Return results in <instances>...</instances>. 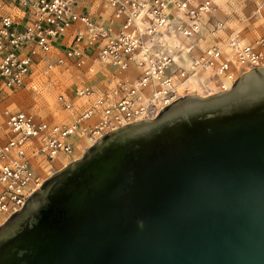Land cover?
Instances as JSON below:
<instances>
[{"label": "water", "instance_id": "1", "mask_svg": "<svg viewBox=\"0 0 264 264\" xmlns=\"http://www.w3.org/2000/svg\"><path fill=\"white\" fill-rule=\"evenodd\" d=\"M0 264H264V66L105 133L0 224Z\"/></svg>", "mask_w": 264, "mask_h": 264}, {"label": "built area", "instance_id": "2", "mask_svg": "<svg viewBox=\"0 0 264 264\" xmlns=\"http://www.w3.org/2000/svg\"><path fill=\"white\" fill-rule=\"evenodd\" d=\"M215 9V0H0L2 220L45 180L43 171L113 129L155 118L190 93L189 79L201 75V86L220 91L264 66V32L239 42ZM253 14L264 26V0L254 1ZM65 68L102 73L56 94L71 120L52 122L6 102Z\"/></svg>", "mask_w": 264, "mask_h": 264}, {"label": "rangeland", "instance_id": "3", "mask_svg": "<svg viewBox=\"0 0 264 264\" xmlns=\"http://www.w3.org/2000/svg\"><path fill=\"white\" fill-rule=\"evenodd\" d=\"M254 1L255 0H215V16L223 20L228 32L233 31L238 34V36L244 38V42L251 41L264 32L262 18L253 14ZM106 13L105 11V14ZM220 35L224 36V33L221 32ZM210 38L211 36L207 34L204 40L208 41ZM100 79H102L101 71L92 73L90 71L65 68L62 69L61 72H55L47 81L42 79L41 82L36 85V89L29 87L10 93L6 102L13 108L28 110L52 122H67L71 120L74 112L63 109L55 100L56 94L60 91L73 92V89L78 84L85 82L91 83ZM214 88L215 87L211 85H200L195 89L197 92H191V94L208 95L216 92L213 91ZM85 150L76 149L73 156L78 159ZM66 165H63V163H55L50 169L42 172L43 176H46L45 179H47ZM3 222L4 220L0 217V224Z\"/></svg>", "mask_w": 264, "mask_h": 264}, {"label": "bare ground", "instance_id": "4", "mask_svg": "<svg viewBox=\"0 0 264 264\" xmlns=\"http://www.w3.org/2000/svg\"><path fill=\"white\" fill-rule=\"evenodd\" d=\"M239 42H244V38H242L241 36H239ZM223 46H225V44H223ZM203 79V76H198V77H193L191 78V80L189 79V87H188V92H197L195 91L196 87H199L201 84L198 80Z\"/></svg>", "mask_w": 264, "mask_h": 264}, {"label": "crops", "instance_id": "5", "mask_svg": "<svg viewBox=\"0 0 264 264\" xmlns=\"http://www.w3.org/2000/svg\"><path fill=\"white\" fill-rule=\"evenodd\" d=\"M91 11V10H90Z\"/></svg>", "mask_w": 264, "mask_h": 264}]
</instances>
